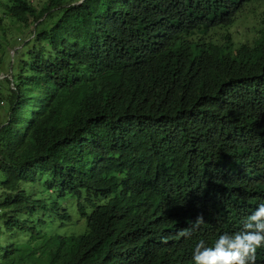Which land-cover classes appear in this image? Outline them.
Instances as JSON below:
<instances>
[{"label":"trees","instance_id":"obj_1","mask_svg":"<svg viewBox=\"0 0 264 264\" xmlns=\"http://www.w3.org/2000/svg\"><path fill=\"white\" fill-rule=\"evenodd\" d=\"M258 3L3 2L31 30L0 58V264H194L211 237L160 243L159 214L264 198V17L230 30Z\"/></svg>","mask_w":264,"mask_h":264},{"label":"clouds","instance_id":"obj_2","mask_svg":"<svg viewBox=\"0 0 264 264\" xmlns=\"http://www.w3.org/2000/svg\"><path fill=\"white\" fill-rule=\"evenodd\" d=\"M262 185L263 176L252 174L245 178V186L251 192L257 191ZM205 214L214 216L218 224H204ZM155 221L160 225V243L173 241L176 236L191 238L192 234L196 237L203 234L211 237V244L203 239L196 243L192 256L194 264H256L259 252L263 254L261 261L264 260V198L255 202L245 216L209 208L188 209L178 205L167 208ZM220 226L225 228L221 230Z\"/></svg>","mask_w":264,"mask_h":264},{"label":"rangeland","instance_id":"obj_3","mask_svg":"<svg viewBox=\"0 0 264 264\" xmlns=\"http://www.w3.org/2000/svg\"><path fill=\"white\" fill-rule=\"evenodd\" d=\"M45 1L46 0H33L34 4L39 8L43 7L48 0L46 2ZM3 2H7V0H0V18L2 17L3 19L0 22V58H3L4 67H6V60L8 61L9 53L11 55L14 54L13 46L18 44L17 42L21 41L24 36L27 37L31 29L20 27L18 23L12 21V19L7 16L6 7L3 5ZM263 17L264 3H258L255 6L250 5L248 8H246V10L240 16L238 21L230 28V30L240 37H244L246 35L251 37L254 34L253 31L255 30L257 24L261 22ZM224 33L225 29H218L217 31H213L211 35L219 39ZM256 33L257 32H255V34ZM6 75L7 74H5V76Z\"/></svg>","mask_w":264,"mask_h":264}]
</instances>
